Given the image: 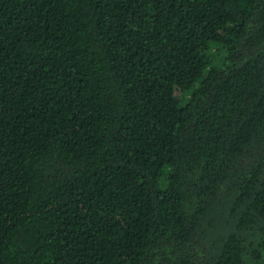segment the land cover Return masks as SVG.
Returning <instances> with one entry per match:
<instances>
[{"label":"trees","instance_id":"1","mask_svg":"<svg viewBox=\"0 0 264 264\" xmlns=\"http://www.w3.org/2000/svg\"><path fill=\"white\" fill-rule=\"evenodd\" d=\"M0 264H264V0H0Z\"/></svg>","mask_w":264,"mask_h":264}]
</instances>
